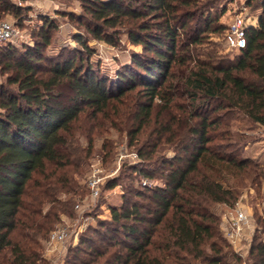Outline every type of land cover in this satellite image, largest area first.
Here are the masks:
<instances>
[{"label": "trees", "instance_id": "16d2710c", "mask_svg": "<svg viewBox=\"0 0 264 264\" xmlns=\"http://www.w3.org/2000/svg\"><path fill=\"white\" fill-rule=\"evenodd\" d=\"M80 2L81 14L66 15L84 33L113 46L125 36L143 52L109 75L94 68L78 33V47L45 58L39 51L54 28L47 19L32 46H0V264H46L41 240L72 213L82 187L75 175L93 161V136L109 129L124 131L143 162L127 168L161 182L127 189L99 220L104 230L91 231L99 241L81 236L67 263L264 264V214L256 213L243 260L212 210L232 206L242 187L258 195L264 187V160L246 155L229 128L236 114L264 127V0H246L257 24L233 56L207 41L227 28L220 0ZM7 14L17 17L19 8L0 0V17Z\"/></svg>", "mask_w": 264, "mask_h": 264}, {"label": "rangeland", "instance_id": "374dc122", "mask_svg": "<svg viewBox=\"0 0 264 264\" xmlns=\"http://www.w3.org/2000/svg\"><path fill=\"white\" fill-rule=\"evenodd\" d=\"M19 8V14L14 17L11 14L0 17V20L13 21L20 30L21 37L13 42L1 43L2 49L6 46H13L17 50H22L27 46H32L34 41L39 39L38 33L42 31V25L45 19L52 21L54 28L51 30V40L47 46L41 47L40 51L45 58H56L60 53L66 54L69 49L78 47L76 40L73 38L75 34L82 33L88 39L87 43L93 49L91 60L95 63L94 68H100L101 71L109 75H114L116 71L130 61V56L133 53H142V48L139 45L130 43V41L122 36L117 45L106 44L102 41L91 38L84 33L83 28H80L78 23L66 13L81 14L83 9L80 0H11ZM204 1V0H201ZM221 4H225L226 11L219 20L227 24L233 13L241 6L244 0H220ZM246 1V0H245ZM217 5V3H216ZM249 10V9H248ZM250 11V10H249ZM253 13L255 11H252ZM215 13V11L213 12ZM208 43L212 44L213 48L219 54L233 56L236 51L230 50L224 44L223 38L216 33H210L207 38ZM4 46V47H3ZM208 45H202L198 49L202 50ZM5 60L4 55L0 54V61ZM41 64H45L43 61ZM6 74L0 71V82L5 81ZM230 132L237 134L241 139L240 144L246 155H252L264 160V149L261 147L260 139L262 138V127H259L245 118L241 114H236L235 118L230 119ZM233 137V136H232ZM103 143L107 146L103 147ZM81 146L87 145V140L83 137L79 138ZM106 154V156L104 155ZM159 154L170 156V150L161 151ZM91 156L100 158L104 155L102 162L106 177L100 186L99 194L96 197H91L86 190V177L89 173L87 166L82 173L75 175V180L80 184L81 192L75 194L73 199V210L70 215H61L59 222L55 223L53 230H61L66 233L65 240L60 243L48 245L47 239L41 240L42 256L45 258L46 264H71L67 263L68 255L75 251L79 244L81 236H92L95 241H99V237L92 234V230H104L98 227L99 220L107 221L109 218V206L118 207L123 196L127 195V189H141L144 185L159 184L161 180H146L145 177L137 172H132L128 166L134 164H143L142 160L137 157L134 145H129L128 136L124 131L109 129L108 132L100 135H94L92 139ZM122 158L119 160V156ZM101 159V158H100ZM108 180H114L117 185L112 188H106L105 184ZM143 190V189H141ZM243 195V203L248 206V210L252 215L255 228L258 227L256 221L257 215L264 214V206L261 200L264 197V187H262L258 195L255 189L251 186H245L240 189L239 197ZM66 195L62 194L61 198ZM78 204L79 207H75ZM213 212L219 216L220 222L227 215L228 206L223 204H215L212 208ZM100 228V229H99ZM252 236L249 237V245L252 242ZM258 239L264 240V233H257ZM248 246V245H247ZM85 244H81L80 248H85ZM248 251V250H247ZM247 251L243 253L242 259L246 258ZM82 257L86 255L80 253ZM244 264V263H241Z\"/></svg>", "mask_w": 264, "mask_h": 264}, {"label": "built area", "instance_id": "2783aa9c", "mask_svg": "<svg viewBox=\"0 0 264 264\" xmlns=\"http://www.w3.org/2000/svg\"><path fill=\"white\" fill-rule=\"evenodd\" d=\"M258 12L249 11L246 1L242 2L241 6L232 14L230 21L227 23L222 38L226 47L230 50L240 51L246 45V29L249 26L257 24ZM21 37L18 26L13 21L0 20V42H13ZM261 147L264 149V127L262 128V138L260 139ZM122 155L119 156V160ZM106 174L100 158H95L89 165V173L86 177V188L91 197H96L99 194L100 186L103 183ZM244 198L241 195L238 200L228 207L227 215L224 216L220 228L223 235L229 241L233 250L240 256L243 255L249 248V237L252 236V231L255 229V224L248 206L242 201ZM264 206V197L261 200ZM75 207H79L75 204ZM249 236V237H248ZM66 233L61 230H53L50 232L47 243H62L65 240ZM245 243V249L242 245ZM248 245V246H247Z\"/></svg>", "mask_w": 264, "mask_h": 264}, {"label": "crops", "instance_id": "0c3cea01", "mask_svg": "<svg viewBox=\"0 0 264 264\" xmlns=\"http://www.w3.org/2000/svg\"><path fill=\"white\" fill-rule=\"evenodd\" d=\"M245 247H246V246H245V243H244V244L242 245V248L245 249Z\"/></svg>", "mask_w": 264, "mask_h": 264}]
</instances>
